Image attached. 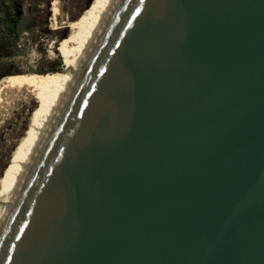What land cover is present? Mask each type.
Instances as JSON below:
<instances>
[{
	"label": "water",
	"instance_id": "1",
	"mask_svg": "<svg viewBox=\"0 0 264 264\" xmlns=\"http://www.w3.org/2000/svg\"><path fill=\"white\" fill-rule=\"evenodd\" d=\"M0 264H264V0H118Z\"/></svg>",
	"mask_w": 264,
	"mask_h": 264
},
{
	"label": "bare ground",
	"instance_id": "2",
	"mask_svg": "<svg viewBox=\"0 0 264 264\" xmlns=\"http://www.w3.org/2000/svg\"><path fill=\"white\" fill-rule=\"evenodd\" d=\"M117 1L96 0L87 13L71 18L62 9L63 1L53 0L57 26L70 29L63 43L66 66L61 70L21 75L1 89L0 128L25 106L28 107L29 119L17 140L18 149L14 152L10 167L0 175V226L28 171L33 155L57 117L62 103L66 101L71 86L101 33L106 17Z\"/></svg>",
	"mask_w": 264,
	"mask_h": 264
},
{
	"label": "rangeland",
	"instance_id": "3",
	"mask_svg": "<svg viewBox=\"0 0 264 264\" xmlns=\"http://www.w3.org/2000/svg\"><path fill=\"white\" fill-rule=\"evenodd\" d=\"M95 1L61 0V5L77 18ZM69 31L57 26L53 0H0V91L21 75L64 69L63 43ZM28 119L25 106L0 128V175L10 167Z\"/></svg>",
	"mask_w": 264,
	"mask_h": 264
},
{
	"label": "trees",
	"instance_id": "4",
	"mask_svg": "<svg viewBox=\"0 0 264 264\" xmlns=\"http://www.w3.org/2000/svg\"><path fill=\"white\" fill-rule=\"evenodd\" d=\"M94 1H95V0H94ZM93 3H94V2H93ZM93 3H92V4H93Z\"/></svg>",
	"mask_w": 264,
	"mask_h": 264
}]
</instances>
